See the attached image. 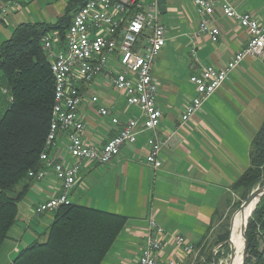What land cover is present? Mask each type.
<instances>
[{"label":"crops","instance_id":"obj_1","mask_svg":"<svg viewBox=\"0 0 264 264\" xmlns=\"http://www.w3.org/2000/svg\"><path fill=\"white\" fill-rule=\"evenodd\" d=\"M6 0H0L5 2ZM86 0H21L22 8L5 18L0 13V45L21 22L52 23L68 6L71 14ZM238 11L250 12L264 20V0H228ZM167 41L154 63L158 83L156 101L162 111L158 135L167 141L163 164L155 169L147 162L151 130L142 131L136 142L126 143L109 163L81 161L72 203L120 214L127 223L100 264H136L148 235L151 218L165 232L164 259L197 255L204 242L212 241L233 205L235 185L251 162V144L264 123V59L247 57L203 106L182 123L186 105L198 93L190 78L207 65L222 66L249 40L246 28L227 18L216 7L214 19L221 30L218 41L199 29L202 19L193 0H166ZM161 14L162 11H161ZM10 24H13L9 27ZM192 49L196 50L195 57ZM92 85L97 104L85 97L81 116L86 124L84 140L102 146L132 117L137 107H129L125 96L107 82ZM99 106L112 109L120 124L98 113ZM59 137L51 155L67 163L78 160L64 150ZM18 205L17 223L0 248V264H14L18 252L35 241H43L55 212L35 214L38 204L59 194L61 181L51 171L45 178L32 179ZM218 231V230H217ZM154 234L156 232L153 230ZM179 233L194 243L191 254L175 245L170 235Z\"/></svg>","mask_w":264,"mask_h":264},{"label":"built area","instance_id":"obj_2","mask_svg":"<svg viewBox=\"0 0 264 264\" xmlns=\"http://www.w3.org/2000/svg\"><path fill=\"white\" fill-rule=\"evenodd\" d=\"M193 3L202 15L199 29L208 33L213 41H218L221 34L214 19L218 5L227 18L247 29L249 40L224 65H207L191 76L198 94L186 105L182 123L229 80L247 57L264 59V20L250 12L238 11L228 0H193ZM21 8V0L0 3V13L5 18ZM161 15L159 0H86L73 12L63 35L52 30L42 37L41 46L51 63L54 103L50 127L40 153L41 167L30 170L28 175L39 181L53 171L61 181V189L59 194L36 206V215L55 212L72 203L70 192L77 182L82 160L109 163L126 143L136 142L142 131H152L148 138L147 162L155 169L162 166L161 153L167 141L157 133L162 111L156 101L158 83L153 74L154 63L167 41V26L161 21ZM192 55L195 57V49H192ZM99 78L102 79L100 83L107 82L123 93L128 106L137 107L140 116L129 118L115 136L102 146H95L83 138L86 124L80 111L86 94L90 104L99 102L92 87ZM98 113L110 117L113 124H120V118L111 108L99 106ZM60 136L64 138V150L77 162H63L51 155ZM149 228L152 232L136 264H185L183 259L159 256L165 248L166 232L153 218L149 221ZM169 238L184 253L195 251V244L183 235L175 233Z\"/></svg>","mask_w":264,"mask_h":264},{"label":"trees","instance_id":"obj_3","mask_svg":"<svg viewBox=\"0 0 264 264\" xmlns=\"http://www.w3.org/2000/svg\"><path fill=\"white\" fill-rule=\"evenodd\" d=\"M72 7L52 23H19L0 45V248L17 223L19 202L32 180L29 171L41 167L51 122L54 80L41 39L52 30L66 32ZM250 156V166L234 187L243 191L244 199L264 184V123L252 140ZM126 223L127 217L120 214L63 205L55 211L47 241L36 239L22 248L14 264H100ZM242 230L240 240L248 242L245 264H264V196L246 224L245 237ZM229 235L226 230L219 243Z\"/></svg>","mask_w":264,"mask_h":264},{"label":"rangeland","instance_id":"obj_4","mask_svg":"<svg viewBox=\"0 0 264 264\" xmlns=\"http://www.w3.org/2000/svg\"><path fill=\"white\" fill-rule=\"evenodd\" d=\"M167 16L168 14L163 13L161 15V19L165 21ZM12 25L13 24H10L9 27H11ZM1 104L2 103L0 101V105ZM263 185L259 183L252 190V192H255L256 190L260 189V187H262ZM243 197L244 195L242 190L236 193V196H234L233 205L230 206V209L228 210L225 219L218 227L217 229L218 231L217 230L214 231V234L217 235L214 237V239H212V241L209 240L207 242H204L203 245H201L202 247L197 253V255H195L188 264H233L236 261V258L238 256L237 248L231 243H229L228 240L223 243H219V241H221V238L224 235L225 231L226 230L229 231L232 220L234 221L236 216L239 214L237 212L241 211L240 210L241 206L245 205L246 200L249 196L246 199H244ZM243 209H245V206L243 207ZM48 237H49V231L45 239L43 241L40 240V242L41 243L46 242Z\"/></svg>","mask_w":264,"mask_h":264},{"label":"bare ground","instance_id":"obj_5","mask_svg":"<svg viewBox=\"0 0 264 264\" xmlns=\"http://www.w3.org/2000/svg\"><path fill=\"white\" fill-rule=\"evenodd\" d=\"M256 204V200L252 201L250 205H248L242 212H240L236 218L234 219L232 223V245H234L237 248L238 256L236 258V261L233 264H241L242 263V257H243V243L240 240L239 234L243 227L245 226L247 219L249 215L251 214L252 210L254 209V206Z\"/></svg>","mask_w":264,"mask_h":264},{"label":"water","instance_id":"obj_6","mask_svg":"<svg viewBox=\"0 0 264 264\" xmlns=\"http://www.w3.org/2000/svg\"><path fill=\"white\" fill-rule=\"evenodd\" d=\"M160 4H161V11L162 13H165L166 11V0H159ZM264 196V185L262 187H260V189L256 190L255 192H251V194L249 195V197L247 198L246 200V203L245 205L241 206L240 210L243 209V207L245 206V208L250 205V203H252V201L256 200V204L254 206V209L252 210L251 214L249 215L248 219H247V222L249 220V218L251 217L252 213L254 212V210L256 209L257 205L259 204L261 198ZM233 222V220H232ZM232 222L230 224V235H229V239H228V242L232 244V239H231V236H232ZM246 222V224H247ZM246 224L245 226L243 227V230H242V235L245 237V228H246ZM260 249L261 250H264V242L262 239H260ZM242 263L241 264H245L246 261H247V257H248V242L247 240L245 241V243L243 244V250H242Z\"/></svg>","mask_w":264,"mask_h":264}]
</instances>
